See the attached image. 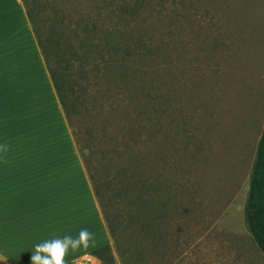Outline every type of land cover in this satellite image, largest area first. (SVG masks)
<instances>
[{
    "label": "rangeland",
    "instance_id": "obj_1",
    "mask_svg": "<svg viewBox=\"0 0 264 264\" xmlns=\"http://www.w3.org/2000/svg\"><path fill=\"white\" fill-rule=\"evenodd\" d=\"M24 3L115 264H264L246 215L264 130V0Z\"/></svg>",
    "mask_w": 264,
    "mask_h": 264
},
{
    "label": "crops",
    "instance_id": "obj_2",
    "mask_svg": "<svg viewBox=\"0 0 264 264\" xmlns=\"http://www.w3.org/2000/svg\"><path fill=\"white\" fill-rule=\"evenodd\" d=\"M0 264H30L32 245L92 233L67 264L114 243L24 0H0Z\"/></svg>",
    "mask_w": 264,
    "mask_h": 264
},
{
    "label": "trees",
    "instance_id": "obj_3",
    "mask_svg": "<svg viewBox=\"0 0 264 264\" xmlns=\"http://www.w3.org/2000/svg\"><path fill=\"white\" fill-rule=\"evenodd\" d=\"M48 68L53 78L54 85L56 87L60 100L62 102L59 93V86L54 77V73L52 72L49 65ZM90 178L92 179V177ZM246 215L253 237L258 247L264 253V130L260 138L256 161L252 172V180L246 205ZM110 232H113L111 228ZM92 254L99 258L103 264H115V256L110 245H105L100 248H97L92 252Z\"/></svg>",
    "mask_w": 264,
    "mask_h": 264
},
{
    "label": "clouds",
    "instance_id": "obj_4",
    "mask_svg": "<svg viewBox=\"0 0 264 264\" xmlns=\"http://www.w3.org/2000/svg\"><path fill=\"white\" fill-rule=\"evenodd\" d=\"M9 145L0 142V154L7 153ZM92 233L87 228H80L73 235L65 233L59 236H52L32 245L30 264H67L64 257L70 251H74L79 247H86ZM7 258L0 255V261Z\"/></svg>",
    "mask_w": 264,
    "mask_h": 264
},
{
    "label": "built area",
    "instance_id": "obj_5",
    "mask_svg": "<svg viewBox=\"0 0 264 264\" xmlns=\"http://www.w3.org/2000/svg\"><path fill=\"white\" fill-rule=\"evenodd\" d=\"M93 257L87 256L85 259L81 260L80 262H77L76 264H95L93 263Z\"/></svg>",
    "mask_w": 264,
    "mask_h": 264
}]
</instances>
